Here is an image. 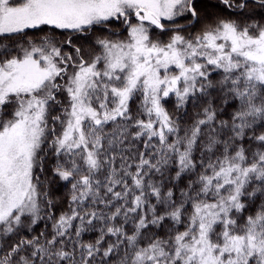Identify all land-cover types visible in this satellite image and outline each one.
<instances>
[{
    "label": "snow or ice",
    "instance_id": "6c2138e0",
    "mask_svg": "<svg viewBox=\"0 0 264 264\" xmlns=\"http://www.w3.org/2000/svg\"><path fill=\"white\" fill-rule=\"evenodd\" d=\"M0 264H264V0H0Z\"/></svg>",
    "mask_w": 264,
    "mask_h": 264
},
{
    "label": "trees",
    "instance_id": "16d2710c",
    "mask_svg": "<svg viewBox=\"0 0 264 264\" xmlns=\"http://www.w3.org/2000/svg\"><path fill=\"white\" fill-rule=\"evenodd\" d=\"M164 38H166V37H164ZM169 107H170V105H169ZM68 194H69V190L67 188H60L58 190H55V196L59 200L58 208H65L66 209V205L64 202L67 200ZM88 238L89 237L86 236V239H88Z\"/></svg>",
    "mask_w": 264,
    "mask_h": 264
}]
</instances>
